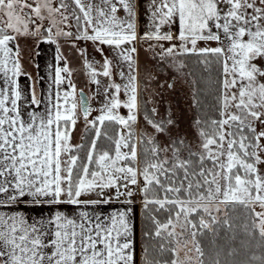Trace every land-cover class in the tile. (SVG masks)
I'll return each mask as SVG.
<instances>
[{
  "label": "snow or ice",
  "instance_id": "snow-or-ice-1",
  "mask_svg": "<svg viewBox=\"0 0 264 264\" xmlns=\"http://www.w3.org/2000/svg\"><path fill=\"white\" fill-rule=\"evenodd\" d=\"M0 264H264V0H0Z\"/></svg>",
  "mask_w": 264,
  "mask_h": 264
},
{
  "label": "rangeland",
  "instance_id": "rangeland-1",
  "mask_svg": "<svg viewBox=\"0 0 264 264\" xmlns=\"http://www.w3.org/2000/svg\"><path fill=\"white\" fill-rule=\"evenodd\" d=\"M140 60H141V64L142 65H144L146 63L148 68L150 70L154 71L152 62L150 60H148V57L145 56V54L143 52H141ZM32 61L33 62L31 64V66L29 67V70L32 71L35 74L36 69H37L36 68V64H37L36 56H33ZM77 67H79V65H77ZM74 79L83 81L84 77L81 74L79 76H75ZM78 86H81V85H78ZM86 91H88V90L86 89ZM187 95H188V86L187 85H183L180 88H178L177 92L175 94H173V96H171V97L168 96V93H165V98L166 99H171L173 104L178 103L180 109H183V110H185L187 112V107L190 104V100L186 99ZM93 106L94 107L96 106V102H93ZM122 111H126V110H122ZM93 115H95V113H93ZM188 115H190V113H188ZM81 129H82V125H78V131L74 134V142H79L80 130Z\"/></svg>",
  "mask_w": 264,
  "mask_h": 264
},
{
  "label": "crops",
  "instance_id": "crops-1",
  "mask_svg": "<svg viewBox=\"0 0 264 264\" xmlns=\"http://www.w3.org/2000/svg\"><path fill=\"white\" fill-rule=\"evenodd\" d=\"M146 21V18H145ZM41 48L44 49V53L41 54L40 56H36L37 64L40 65L39 68L36 69V73L46 75L47 73V67L46 64L52 62V56L54 52V46L49 48L48 45H41Z\"/></svg>",
  "mask_w": 264,
  "mask_h": 264
},
{
  "label": "water",
  "instance_id": "water-1",
  "mask_svg": "<svg viewBox=\"0 0 264 264\" xmlns=\"http://www.w3.org/2000/svg\"><path fill=\"white\" fill-rule=\"evenodd\" d=\"M85 91H86V89H85Z\"/></svg>",
  "mask_w": 264,
  "mask_h": 264
}]
</instances>
